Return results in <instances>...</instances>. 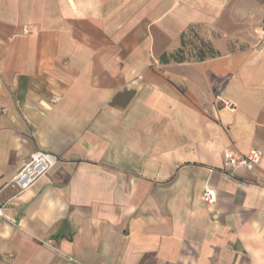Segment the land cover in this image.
<instances>
[{"label":"crops","instance_id":"0c3cea01","mask_svg":"<svg viewBox=\"0 0 264 264\" xmlns=\"http://www.w3.org/2000/svg\"><path fill=\"white\" fill-rule=\"evenodd\" d=\"M263 19L260 0H0V264H264ZM190 28L221 54L162 61ZM36 151L59 161L22 189Z\"/></svg>","mask_w":264,"mask_h":264},{"label":"built area","instance_id":"2783aa9c","mask_svg":"<svg viewBox=\"0 0 264 264\" xmlns=\"http://www.w3.org/2000/svg\"><path fill=\"white\" fill-rule=\"evenodd\" d=\"M59 100L60 96L54 95L53 101L57 102ZM262 155L263 153L260 149H253L248 154L227 153L226 166L230 168H250L254 163H258L260 161ZM58 161L59 157L55 154L46 151H36L18 171L14 179L22 189H25L37 181L43 174L53 168ZM203 196L204 199L209 203H212L216 200V197L210 188L205 189ZM3 218H5L3 206H0V219ZM42 242L47 245H53V241L51 239ZM67 264L84 263L75 257L68 256Z\"/></svg>","mask_w":264,"mask_h":264},{"label":"trees","instance_id":"16d2710c","mask_svg":"<svg viewBox=\"0 0 264 264\" xmlns=\"http://www.w3.org/2000/svg\"><path fill=\"white\" fill-rule=\"evenodd\" d=\"M263 28H264V19H263ZM189 34H192L193 37L197 40L198 44L196 46H193V48L188 49V40L187 37ZM220 51H218L212 42L205 40L202 38L199 33L193 29L190 28L186 33L182 35L181 39V46L176 49L172 53H164L161 56V60L164 62H168L170 60H175L178 62H183L186 60H205L207 58L215 57L220 55Z\"/></svg>","mask_w":264,"mask_h":264},{"label":"rangeland","instance_id":"374dc122","mask_svg":"<svg viewBox=\"0 0 264 264\" xmlns=\"http://www.w3.org/2000/svg\"><path fill=\"white\" fill-rule=\"evenodd\" d=\"M263 5H264V0H260ZM187 40H188V49H191L193 48V46H196L198 44L197 40L193 37L192 34H189L188 37H187Z\"/></svg>","mask_w":264,"mask_h":264}]
</instances>
